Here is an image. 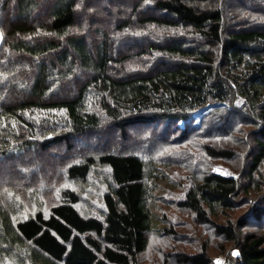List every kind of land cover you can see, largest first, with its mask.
Returning a JSON list of instances; mask_svg holds the SVG:
<instances>
[{"label": "trees", "instance_id": "obj_1", "mask_svg": "<svg viewBox=\"0 0 264 264\" xmlns=\"http://www.w3.org/2000/svg\"><path fill=\"white\" fill-rule=\"evenodd\" d=\"M158 206L264 264V0H0V264H214Z\"/></svg>", "mask_w": 264, "mask_h": 264}, {"label": "rangeland", "instance_id": "obj_2", "mask_svg": "<svg viewBox=\"0 0 264 264\" xmlns=\"http://www.w3.org/2000/svg\"><path fill=\"white\" fill-rule=\"evenodd\" d=\"M67 155L66 153H62L61 156L62 158ZM48 164H52V162H45L44 165L47 166ZM238 161H235V166H230L229 164H222L218 163L213 166V171L217 174L224 175V176H236L237 172L236 170L238 169ZM52 166V165H51ZM61 170H56V174L61 173ZM168 172L173 175V177L178 178V174H186L189 173V170L183 167H173ZM173 179L172 177H170ZM170 180V179H169ZM162 183H166V181H163ZM92 195V194H91ZM95 197L90 198L89 201L83 202V205H81V209L84 213H90L92 211H97L98 203H95ZM250 205V206H249ZM254 207L251 203L246 204V206L243 209H239L232 217L233 220H238L241 216H244V214L250 210V208ZM155 212L154 215L156 216L154 218V221L158 223V227L161 226V223L158 221V217L163 214V212L169 214H174L176 223H177V229L178 232H180L179 237L175 238L176 241L173 244V248L175 247L174 250H181L183 252H186L187 254H193L194 252H197L201 248V244L208 240L211 243L209 244L210 248V254L212 256V260L214 261V264H233L231 259L236 258L237 256V251L233 249L232 245L224 242L223 240L221 241L220 238H215L211 236L200 223H197L194 221V219L185 213L178 212L175 210L173 207L169 206H158L157 208L153 209ZM246 215V214H245ZM162 228V227H161ZM261 229V228H255L254 230ZM258 233L264 234V229L263 231H258ZM151 244L157 246L159 244L158 239L156 238V234L152 236L151 239ZM225 246L226 252L223 254H220L221 251L220 249ZM174 254H177V252H174ZM160 254L157 252V250L153 251V246L152 250L145 255L143 258L142 264H154V260L158 258ZM158 262V261H157Z\"/></svg>", "mask_w": 264, "mask_h": 264}, {"label": "snow or ice", "instance_id": "obj_3", "mask_svg": "<svg viewBox=\"0 0 264 264\" xmlns=\"http://www.w3.org/2000/svg\"><path fill=\"white\" fill-rule=\"evenodd\" d=\"M217 264H219V262H217Z\"/></svg>", "mask_w": 264, "mask_h": 264}]
</instances>
